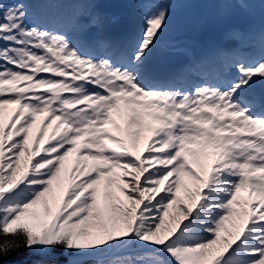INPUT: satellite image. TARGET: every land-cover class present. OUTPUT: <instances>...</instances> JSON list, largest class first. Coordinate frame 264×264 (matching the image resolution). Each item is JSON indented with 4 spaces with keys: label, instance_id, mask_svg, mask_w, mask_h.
Masks as SVG:
<instances>
[{
    "label": "snow or ice",
    "instance_id": "obj_1",
    "mask_svg": "<svg viewBox=\"0 0 264 264\" xmlns=\"http://www.w3.org/2000/svg\"><path fill=\"white\" fill-rule=\"evenodd\" d=\"M106 2L0 3V258L264 264V0H177L249 22L164 42L184 59L163 75L169 5L133 6L121 32Z\"/></svg>",
    "mask_w": 264,
    "mask_h": 264
},
{
    "label": "rangeland",
    "instance_id": "obj_2",
    "mask_svg": "<svg viewBox=\"0 0 264 264\" xmlns=\"http://www.w3.org/2000/svg\"><path fill=\"white\" fill-rule=\"evenodd\" d=\"M13 2L14 0H0V3H6L9 5ZM155 2H157V0H115V2L104 3L103 7L105 8V10L111 11L114 14H117V13L118 15L121 14L122 24L120 26H123L125 28V26L127 27V24L125 23V21H128L129 17L131 16L133 6L146 5V4L155 3ZM164 3L169 5L170 24H169L168 29L165 32L164 37L162 38V46L164 42L183 44L184 42H188V41H191L198 45L200 41L205 42L207 40L205 34H210L212 36V40H215L217 39L216 37H218V34L223 32L228 27H231L233 25H245L249 22L248 14L240 11V12H236L232 14L226 20L218 19L214 23H205L204 22L205 17L206 15H210V13H207L206 10L201 6L188 7L182 3H178L177 0H164ZM113 4L120 5V9H119L120 11L112 9ZM32 7L33 8L36 7L35 2L32 3ZM61 8H70V6L62 5ZM260 19H261L260 14L257 11V14H256L257 23H259ZM134 22L138 23V27L137 29L136 27H134L133 31L135 33V36L139 37L142 35V32H143V17L138 15L134 21H131V24H134ZM120 26H118L117 31H120ZM166 59H168V57ZM158 63L159 61L153 62V67L157 68ZM175 66L178 67L179 65H175ZM41 75L50 76L49 73H42ZM256 88L257 90H259L260 86H256ZM251 92L252 91L249 89L248 94H253ZM258 94H264V91H262V93L258 92ZM258 94H253V95H255L256 97V95ZM259 97H264V95H260ZM7 115L8 113L6 112V117ZM45 123H47V121H45ZM45 147H47V145H45ZM66 263H67V260H66Z\"/></svg>",
    "mask_w": 264,
    "mask_h": 264
},
{
    "label": "bare ground",
    "instance_id": "obj_3",
    "mask_svg": "<svg viewBox=\"0 0 264 264\" xmlns=\"http://www.w3.org/2000/svg\"><path fill=\"white\" fill-rule=\"evenodd\" d=\"M127 3V2H126ZM127 5V4H126ZM70 7H71V5H69ZM130 7V6H129ZM111 9V8H110ZM112 9H114V10H119L120 9V5H118V4H116V5H114L113 4V7H112ZM111 9V10H112ZM123 9V8H122ZM120 11V10H119ZM118 14V13H117ZM121 15V14H120ZM123 15V14H122ZM127 18V17H126ZM128 19V18H127ZM172 20V19H171ZM131 26H132V29L134 28V27H136V29H137V27H138V23H136V22H134V24H131ZM127 29V28H126ZM204 35V34H203ZM206 35V41L205 42H201L200 41V43H198V45L199 44H205V43H207V42H209V41H211L212 40V36L210 35V34H205ZM220 34H218V36H219ZM216 38H218V37H216ZM168 57V59H166ZM166 59V60H165ZM183 57H180V56H172V55H169L168 53H166L164 50H163V46L161 47V48H158L156 51H154V53H153V55H152V57H151V61H150V63H151V66H152V68L153 69H155L154 67H153V62H158L159 61V63H158V65H160V64H162V62H168L169 60H175L176 61V63H177V65H179L182 61H183ZM178 60H179V62H178ZM256 86H260V88H259V90H257V88H256ZM252 92L251 93H253V94H258V92H261L262 93V91H264V81H260V80H257V82H256V84L250 89ZM253 94H249L251 97L252 96H254L255 97V95H253ZM260 95H264V94H258V95H256V97H259ZM7 118V117H6Z\"/></svg>",
    "mask_w": 264,
    "mask_h": 264
},
{
    "label": "trees",
    "instance_id": "obj_4",
    "mask_svg": "<svg viewBox=\"0 0 264 264\" xmlns=\"http://www.w3.org/2000/svg\"><path fill=\"white\" fill-rule=\"evenodd\" d=\"M5 239H12L11 236L4 237L3 235H0V243H3ZM20 242H23V237L19 238ZM33 251L32 249H27L25 248L19 256H12V257H5V258H0V264H12V262H18V264H24L26 260H28V253ZM53 251L57 253H62L63 249L60 248H55ZM30 264V261H29ZM59 264H67L66 263V257L63 255L60 256Z\"/></svg>",
    "mask_w": 264,
    "mask_h": 264
},
{
    "label": "clouds",
    "instance_id": "obj_5",
    "mask_svg": "<svg viewBox=\"0 0 264 264\" xmlns=\"http://www.w3.org/2000/svg\"><path fill=\"white\" fill-rule=\"evenodd\" d=\"M20 237H22V236H17L16 238L19 239Z\"/></svg>",
    "mask_w": 264,
    "mask_h": 264
}]
</instances>
